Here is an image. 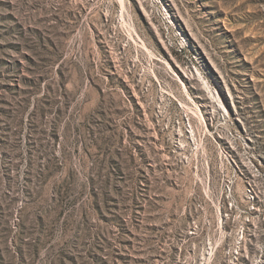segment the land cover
Instances as JSON below:
<instances>
[{"label": "rangeland", "instance_id": "1", "mask_svg": "<svg viewBox=\"0 0 264 264\" xmlns=\"http://www.w3.org/2000/svg\"><path fill=\"white\" fill-rule=\"evenodd\" d=\"M0 264H264V0H0Z\"/></svg>", "mask_w": 264, "mask_h": 264}]
</instances>
